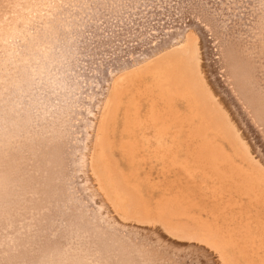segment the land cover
Wrapping results in <instances>:
<instances>
[{
    "label": "bare ground",
    "instance_id": "6f19581e",
    "mask_svg": "<svg viewBox=\"0 0 264 264\" xmlns=\"http://www.w3.org/2000/svg\"><path fill=\"white\" fill-rule=\"evenodd\" d=\"M134 1L0 36V264H264V0Z\"/></svg>",
    "mask_w": 264,
    "mask_h": 264
},
{
    "label": "rangeland",
    "instance_id": "374dc122",
    "mask_svg": "<svg viewBox=\"0 0 264 264\" xmlns=\"http://www.w3.org/2000/svg\"><path fill=\"white\" fill-rule=\"evenodd\" d=\"M27 1V2H26ZM48 1V2H47ZM58 0H3V1H1L0 0V36H1V41H2V39H4V37H5V32H7L8 31V34L12 31V30H15L16 31V34H18V35H22V36H24V35H27L28 34V28H22V24H25L28 20H34V21H32L34 24L32 25V26H37V25H39V24H42V23H45V22H47V20H51V19H53V20H55V19H60V17L62 16V8H63V6H62V3H63V1L64 0H60V4L57 2ZM136 1V0H135ZM134 1V2H135ZM212 1H215L216 3H219V4H217V5H221L220 6V10L224 7V8H226V6H227V9H229V12L231 13H229L231 16H235V14H236V16L238 15V7H236L237 6V4L239 5V3L240 2H237L236 0H224V2H223V0H212ZM223 3H222V2ZM231 3H230V2ZM253 1V0H252ZM252 1H248V2H246V4L249 6L250 4H252ZM5 2H6V4H5ZM8 2V3H7ZM30 2V3H29ZM86 2H90V3H92V4H95V6L93 7V8H99L98 10V12L101 14V13H103V11H105V12H108V11H110L111 9L112 10H114V11H117V10H120L121 8L120 7H122V0H83V3L84 4H86ZM105 2V3H104ZM114 2V3H113ZM225 2H227V3H225ZM250 2V3H249ZM13 3V4H12ZM25 3V4H24ZM40 3V4H39ZM110 3V4H109ZM112 3V4H111ZM235 3V4H234ZM3 4V5H2ZM14 4H15V7H14ZM23 4H24V7H23ZM229 4V5H228ZM231 4V5H230ZM6 5V6H5ZM30 5V6H29ZM47 5V6H46ZM98 5H99V7H98ZM111 5V6H110ZM232 5H233V7H235V8H233L232 7ZM236 5V6H235ZM11 6V7H10ZM97 6V7H96ZM3 7V8H2ZM47 7H49L51 10H46V8ZM61 7V8H60ZM229 7V8H228ZM18 8V9H17ZM32 8V9H31ZM223 8V9H224ZM232 8V9H231ZM237 8V9H236ZM25 9V10H24ZM107 9V10H106ZM218 9V10H219ZM231 9V10H230ZM10 10V11H9ZM19 10V11H18ZM101 10V11H100ZM232 10H235V11H233V13H232ZM237 11V12H236ZM6 12H8V13H6ZM2 13V14H1ZM19 13V14H18ZM25 13V14H24ZM38 14V15H37ZM153 14H155L154 12H153ZM7 15V16H6ZM9 15V16H8ZM241 15H243V14H241ZM4 16V17H3ZM58 16V17H57ZM55 18V19H54ZM152 18H154V19H152ZM152 18L150 17V19H151V21H155L156 19H155V16H152ZM40 20V21H39ZM177 21V20H176ZM3 23H10L9 25H8V27H5V26H7L6 24H3ZM181 23V22H180ZM14 24V25H13ZM5 28V29H4ZM7 28V29H6ZM2 29H4V30H2ZM2 32V33H1ZM203 31H201V36L203 37V41L205 42V46H206V43H207V38H206V36H205V33L203 32ZM30 33V32H29ZM101 35H103V37L105 38V37H109V34L108 33H104V34H101ZM106 35V36H105ZM204 35V36H203ZM117 37H119L118 35H116ZM150 38H152V37H150ZM150 38L148 37V40L150 41ZM205 38V39H204ZM18 41V40H17ZM152 41V40H151ZM203 42V43H204ZM41 43H42V41H41ZM41 43L40 42H35V44H37V46H35V44H33L32 46H30V50H33V52L35 53V57L33 56V57H25V56H19V55H14L15 53H17L18 52V49H17V46L14 44V46L13 47H8V46H6L5 45V48H6V50H7V53H9V54H11L12 56H13V61L15 60V62H16V64L17 65H27V64H35V63H41V64H43L45 61H48V57L46 58V54L48 53V49L50 48V46H48L47 44H42V46H41ZM27 44H24V45H19V47L18 48H21L20 46H22V50H24V47L26 46ZM42 47V48H41ZM35 48V49H34ZM134 48V47H133ZM1 49H4V47L3 48H1ZM207 49V50H206ZM205 50H206V52H207V56H211V53H210V49L208 50V48H206ZM213 49V48H212ZM135 56V54H132V56L131 57H134ZM16 56V57H15ZM213 56V55H212ZM215 56V55H214ZM208 59H207V62L209 63V67L211 66V62H209L208 60H209V57H207ZM55 65V64H54ZM51 69V70H50ZM49 73H51L52 71H53V67H52V65H51V67L47 70ZM49 73H43V77L44 78H46L45 80H46V82H47V85L49 84V83H53L54 81H53V78H49ZM221 73H223L222 71H221ZM46 76H45V75ZM47 75H48V77H47ZM51 79V80H50ZM50 80V81H49ZM104 80L102 81V86L104 85ZM70 93L72 94L73 93V91L71 92L70 91ZM92 93V92H91ZM90 93V94H91ZM93 95H91V96H89V97H87V103H84V104H88V106L90 107V106H92V104H94V103H92V102H94L95 100H96V94H97V92H93L92 93ZM87 96V95H86ZM90 98V99H89ZM94 98V99H93ZM91 100H93V101H91ZM89 102L91 103L90 105H89ZM87 105H85V107H86ZM87 108V107H86ZM91 121V120H90ZM90 122H88V124H89ZM87 130V127L85 128V130H83L82 131V134L84 135V137L85 138H87V136H88V134H86V131ZM80 174V173H79ZM83 174V173H82ZM83 178V177H82ZM87 191H89V190H87ZM91 191V190H90ZM88 193V192H87ZM89 194H90V192H89ZM96 205H98L97 203H96ZM102 206V207H101ZM98 205V207H99V209L100 210H102V212L104 213L105 212V207L103 208V205ZM104 210V211H103ZM105 214V213H104ZM121 226V225H120ZM126 230V229H125ZM129 232V231H128ZM135 235H136V237L135 238H137V236L139 237V238H137L136 240H138L139 241V239H140V242L143 240V239H147V240H151V237H149V236H153L154 235V233L153 232H151V231H149L148 229H139V231L137 230H133L132 231ZM141 232V233H140ZM140 235H139V234ZM146 233V234H145ZM149 236H148V235ZM151 234V235H150ZM141 235H145L144 236V238H143V236H141ZM149 237V239L148 238H145V237ZM143 238V239H142ZM157 240H159V241H157ZM152 240H154V241H156L160 246H165V249L166 248H168V251L170 252V253H177L178 254V252H184V250H185V248L183 247H179V246H175V249H177V248H182V250H180V249H177L176 251H178V252H176L175 251V249H174V245H172L171 243H168V242H163L164 240L162 239H159L158 238V236L155 234L154 235V238L152 239ZM149 242V241H148ZM147 241L145 242L146 244L148 243ZM163 242V243H162ZM143 243H144V241H143ZM147 246H149V245H147ZM149 248H151L150 246H149ZM152 249V248H151ZM186 250H191V249H186ZM193 250V256H189V257H187L186 259L185 258H183L182 260H181V263H184V264H194L195 263V261L194 260H198V259H202V258H205L206 259V255H205V253H203L202 251H200V252H197V250H196V248H193L192 249ZM199 251V250H198ZM201 254H202V256H201ZM178 255H180V253L178 254ZM182 255V254H181ZM199 256H201L200 258H199ZM206 256V257H205ZM183 260H185V261H183ZM206 260H208V259H206ZM164 262V261H163ZM163 262L161 263V264H163ZM164 264H168V263H166V262H164Z\"/></svg>",
    "mask_w": 264,
    "mask_h": 264
}]
</instances>
